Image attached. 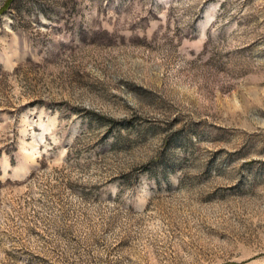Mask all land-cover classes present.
<instances>
[{"label": "rangeland", "instance_id": "1", "mask_svg": "<svg viewBox=\"0 0 264 264\" xmlns=\"http://www.w3.org/2000/svg\"><path fill=\"white\" fill-rule=\"evenodd\" d=\"M0 264H264V0H0Z\"/></svg>", "mask_w": 264, "mask_h": 264}]
</instances>
